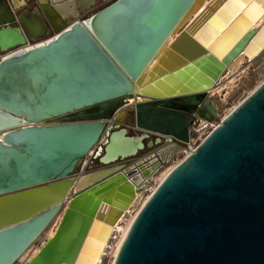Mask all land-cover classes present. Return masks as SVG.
<instances>
[{"label": "water", "instance_id": "1", "mask_svg": "<svg viewBox=\"0 0 264 264\" xmlns=\"http://www.w3.org/2000/svg\"><path fill=\"white\" fill-rule=\"evenodd\" d=\"M253 1L210 43L232 0H113L44 40L37 9L23 16L0 2V52L19 47L0 59V264H94L109 227L193 125L216 119L225 73L264 49V20L253 26L264 0L244 14ZM123 108L141 133L109 129ZM100 142L105 166L76 175ZM112 264H264V80L159 182Z\"/></svg>", "mask_w": 264, "mask_h": 264}, {"label": "rangeland", "instance_id": "2", "mask_svg": "<svg viewBox=\"0 0 264 264\" xmlns=\"http://www.w3.org/2000/svg\"><path fill=\"white\" fill-rule=\"evenodd\" d=\"M249 1L250 0H232L233 6L228 5L226 7V11H225L226 14H224L225 17L223 18L221 16L220 17L221 21L218 19H214L212 21V25L217 29V32H212L211 30L208 31L210 32L207 34V36L209 37L208 40L209 43L216 37L217 33L221 31L223 26L222 24H227L233 18L234 13H236L235 7L241 10L244 6H246L249 3ZM258 1L259 3H262L260 0ZM256 10L257 7H253L252 5H250L244 14L247 16L248 14H250V12H254V11L256 12ZM260 15L261 14H259L258 18L260 17ZM241 22H242V18L238 19L234 23L231 29L235 31V29L238 28ZM207 30L209 29H206L205 32H207ZM230 34L231 33H226L224 37H222L219 40L216 47L221 46L224 43V41L230 37ZM253 55L254 54L250 55L249 59H251ZM263 80H264V49L253 59L244 60L238 63L235 67H233V69L228 70L225 73V75L220 81L219 87L214 91L212 96L218 108L216 119L220 120L221 118H223L236 104H238ZM116 125L126 127L128 133L131 135L141 133V130L135 128L134 126L133 112L131 110H127L123 114V117L121 119L117 121L115 120L111 121L109 123V129H113L114 126ZM211 129H212V125L209 122L196 123L190 130V137L193 138L194 145H197L205 137V135L209 131H211ZM147 140L149 141L150 137L145 139V143ZM162 143L166 144L165 142ZM102 145L103 142H100L97 148H95L94 152L84 157L82 162L76 168V175L87 173L89 171H93L105 166L100 164V162L98 161V157L96 156L95 153L97 149ZM159 146L160 144L154 145L153 147L150 148L145 146L143 149L139 150V152L136 155L127 157L125 159L117 160L109 165H115V164L127 165L128 163H131L132 161L147 155L148 153H150ZM185 146H186L185 143H181L180 148L173 151L172 156L169 159V161L166 163V165L161 167L159 171L152 177L150 182L153 187L156 186L171 170V168H173L185 156L186 153L183 151ZM147 194L148 193L138 194L136 199L127 208L124 215L121 217L120 221L118 222L121 229L120 231L119 230L115 231L114 234L115 238L111 239L110 247L105 249V252L101 257L99 264H112L115 255L114 251L119 243V240L122 237L123 231L133 220L137 211L143 204V201L145 200ZM70 195L72 196L73 192H71ZM64 205H66V203ZM59 218H60V214L49 225V227L43 233V235L38 240V242H36L24 254L25 257L29 258L31 255H33L37 251L38 247L45 241V239L53 233L59 221ZM86 252L88 253V249L85 250V253Z\"/></svg>", "mask_w": 264, "mask_h": 264}, {"label": "flooded vegetation", "instance_id": "3", "mask_svg": "<svg viewBox=\"0 0 264 264\" xmlns=\"http://www.w3.org/2000/svg\"><path fill=\"white\" fill-rule=\"evenodd\" d=\"M19 6L16 14L26 15L34 13L35 9L39 11V16L45 23L42 30L43 35L39 40H44L75 21L86 22L99 9L109 4L113 0H16ZM0 2L12 3L13 0H0ZM12 25L20 26L22 31L25 28L18 22ZM15 47L6 52H0V57L17 50ZM149 138V137H148ZM154 140V139H153ZM148 143V141H146ZM154 146V145H153ZM152 146V147H153Z\"/></svg>", "mask_w": 264, "mask_h": 264}, {"label": "bare ground", "instance_id": "4", "mask_svg": "<svg viewBox=\"0 0 264 264\" xmlns=\"http://www.w3.org/2000/svg\"><path fill=\"white\" fill-rule=\"evenodd\" d=\"M256 1H257V0H254L253 3H251V5H252L253 7H256V6H257V5H256ZM249 2H251V0H250ZM257 3H258V1H257ZM235 10L238 11L239 9H238L237 7H235ZM239 11H240V10H239ZM241 16H242V17H240V18H242V20H244L243 15H241ZM240 18H239V19H240ZM263 20H264V10H263V12H261L260 17H259V18L253 23V26H260V24L263 22ZM222 25H223V26H222V29H223V27H226V26H227L226 24H222ZM222 29H221V30H222ZM228 30H229V29H228ZM218 87H219V86H218ZM218 87H217V88H218ZM217 88H216V89H217ZM123 114H124V108L116 114V118L121 119V118L123 117ZM169 153H171L170 147H168V148H166V149L164 150L163 155H165V154H169ZM79 187H80V183H76V184H75V188L78 189ZM130 223H131V222H130ZM130 223H129V225L126 227V229L123 231L122 237H121V239L119 240V243H118V245H117V247H116V249H115V251H114V252H115V255H116L117 249H118V247H119V245H120V243H121V241H122L124 235L126 234L128 228H129V226H130ZM100 225H101V223H98V224H97V228H96V230H95L97 233H98V231H99ZM120 229H121V228H120V226H119V223H117V224L115 225V227H109L108 232H107L105 238L103 239V241H102V243H101V248H100L99 251H98V254H97V257L95 258V262H94V264H99V263H100L101 257H102V255L104 254L105 249L107 248V245H108V243H109V239L111 238V235H112V233H113V230H116V231L119 230V231H120ZM115 255H114V257H115Z\"/></svg>", "mask_w": 264, "mask_h": 264}, {"label": "built area", "instance_id": "5", "mask_svg": "<svg viewBox=\"0 0 264 264\" xmlns=\"http://www.w3.org/2000/svg\"><path fill=\"white\" fill-rule=\"evenodd\" d=\"M85 22V21H84ZM4 56H1L0 57V59L1 58H3ZM250 60V59H249ZM214 90H216V89H214ZM214 90H213V93H214ZM222 119V118H221ZM221 119L220 120H218V119H215L214 121H212V122H209L211 125H212V129L221 121ZM194 126V125H193ZM211 129V130H212ZM210 132V131H209ZM208 132V133H209ZM207 133V134H208ZM206 134V135H207ZM205 135V136H206ZM155 137H156V135H154ZM162 141L163 142H165L166 144H171V143H173L175 140H174V138L173 137H171V136H163L162 137ZM185 147H184V149H183V151L186 153L185 154V156L186 155H188L192 150H194V148L198 145H194V140H193V138L192 137H189V140L185 143ZM184 156V157H185ZM159 184V183H158ZM157 184V185H158ZM157 185L156 186H152V184H151V182H149V184H148V187L142 192V193H148L147 195H146V197H145V200L148 198V196L154 191V189L157 187ZM145 200L143 201V203L145 202ZM115 231L116 230H113V233H112V235H111V238H110V241H109V244L107 245V248L108 247H110V242H111V239L112 238H115Z\"/></svg>", "mask_w": 264, "mask_h": 264}, {"label": "crops", "instance_id": "6", "mask_svg": "<svg viewBox=\"0 0 264 264\" xmlns=\"http://www.w3.org/2000/svg\"><path fill=\"white\" fill-rule=\"evenodd\" d=\"M13 2L17 3L16 0H13ZM214 91H215V90H214ZM149 137H150V140L156 139V137H155L153 134H151ZM150 140H149V141H150ZM147 141H148V140H147ZM149 141H148V142H149Z\"/></svg>", "mask_w": 264, "mask_h": 264}]
</instances>
